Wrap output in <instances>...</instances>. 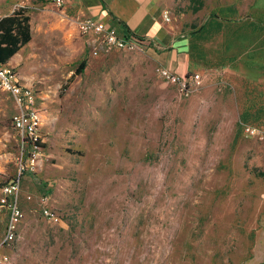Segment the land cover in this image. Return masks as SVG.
Here are the masks:
<instances>
[{
  "label": "rangeland",
  "instance_id": "obj_1",
  "mask_svg": "<svg viewBox=\"0 0 264 264\" xmlns=\"http://www.w3.org/2000/svg\"><path fill=\"white\" fill-rule=\"evenodd\" d=\"M65 1L0 0V17L31 18L24 60L8 66L40 94L44 140L31 163L0 90V187L20 181L24 213L7 243L0 213V259L257 264L264 150L253 147L264 140L245 129L264 132V0H161L167 31L189 41L188 74L204 78L188 98L159 76L147 42L94 55L78 30L89 6Z\"/></svg>",
  "mask_w": 264,
  "mask_h": 264
},
{
  "label": "built area",
  "instance_id": "obj_2",
  "mask_svg": "<svg viewBox=\"0 0 264 264\" xmlns=\"http://www.w3.org/2000/svg\"><path fill=\"white\" fill-rule=\"evenodd\" d=\"M56 4L62 7L65 6L66 1L56 0ZM78 30L86 38L94 55H97V51L103 48L126 50L146 42L134 35L121 33L117 28L109 27L95 18L86 17L79 21ZM158 74L167 84L176 87L181 97L184 98H188L192 91L198 90L204 81L199 74L194 73L181 77L163 67L158 69ZM0 90L11 95L14 100L17 112L12 118V125L22 141V147H26L32 155L30 162L35 163V154L40 150L39 144L44 143L41 134L40 94L34 86L24 84L14 69L2 64H0ZM245 134L250 138L264 136V132L253 127H246ZM20 192L21 185L18 180L6 183L0 188V213H5L7 216L6 243L16 239L24 218ZM43 216L55 224L61 223L60 217L47 207L43 209ZM8 262V258L0 259V264Z\"/></svg>",
  "mask_w": 264,
  "mask_h": 264
},
{
  "label": "crops",
  "instance_id": "obj_3",
  "mask_svg": "<svg viewBox=\"0 0 264 264\" xmlns=\"http://www.w3.org/2000/svg\"><path fill=\"white\" fill-rule=\"evenodd\" d=\"M85 2L89 6V13L85 18H95L109 27L117 28L121 33L145 40L151 45V52L156 55L158 66L181 77L189 75L191 61L189 41L177 40L167 31L160 12L161 0H85ZM12 13L13 11H10L8 15ZM20 53L9 63L20 64L24 60L20 58ZM263 137L258 138L264 140ZM249 148L248 145L245 152L252 147ZM253 148L263 151L264 144L261 146L260 142H257ZM251 261H257V264L264 263V226L258 230Z\"/></svg>",
  "mask_w": 264,
  "mask_h": 264
},
{
  "label": "trees",
  "instance_id": "obj_4",
  "mask_svg": "<svg viewBox=\"0 0 264 264\" xmlns=\"http://www.w3.org/2000/svg\"><path fill=\"white\" fill-rule=\"evenodd\" d=\"M211 27L220 31L222 24L213 21L206 25L203 31L206 34H211L208 30ZM213 33V32H212ZM32 40L31 33V18L28 15L26 8H20L14 11L11 15L0 19V64L8 65L11 59L25 48ZM86 67V61L83 60L77 74H81ZM3 186V185H2ZM1 188V187H0Z\"/></svg>",
  "mask_w": 264,
  "mask_h": 264
}]
</instances>
